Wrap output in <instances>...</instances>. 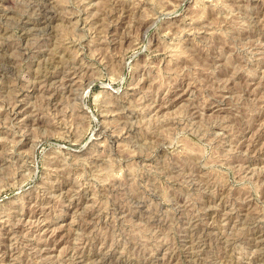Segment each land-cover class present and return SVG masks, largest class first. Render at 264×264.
<instances>
[{
	"label": "rangeland",
	"instance_id": "obj_1",
	"mask_svg": "<svg viewBox=\"0 0 264 264\" xmlns=\"http://www.w3.org/2000/svg\"><path fill=\"white\" fill-rule=\"evenodd\" d=\"M0 53V264H264V0H0Z\"/></svg>",
	"mask_w": 264,
	"mask_h": 264
},
{
	"label": "bare ground",
	"instance_id": "obj_2",
	"mask_svg": "<svg viewBox=\"0 0 264 264\" xmlns=\"http://www.w3.org/2000/svg\"><path fill=\"white\" fill-rule=\"evenodd\" d=\"M32 1V0H31ZM45 6V5H44ZM117 7V6H116ZM49 8V7H48ZM40 9V8H39ZM47 9V8H46ZM6 11V10H5ZM51 11V10H50ZM109 11V10H108ZM6 13V12H5ZM52 13V12H51ZM50 13V14H51ZM53 14V13H52ZM53 17V16H52ZM51 18V17H50ZM46 19H48V17L46 18ZM112 19V18H111ZM50 20V19H49ZM48 21V20H47ZM109 22V21H108ZM108 24V23H107ZM168 24V23H167ZM103 26V25H102ZM168 26V25H167ZM260 27V26H259ZM258 35V34H257ZM108 36V35H107ZM110 38H111V36H110ZM112 39V38H111ZM113 40V39H112ZM20 41V40H19ZM53 51V50H52ZM4 53V52H3ZM1 54V53H0ZM24 59V58H23ZM80 60V59H79ZM76 63V62H75ZM2 64V63H1ZM3 65V64H2ZM6 65V64H5ZM10 65V64H9ZM2 67V66H1ZM9 68V67H8ZM11 68V67H10ZM74 68V67H73ZM181 69V68H180ZM2 70V69H1ZM8 72V71H7ZM58 72V71H57ZM220 72V71H219ZM44 73V72H43ZM6 74V73H5ZM7 75V74H6ZM5 75V76H6ZM41 78V77H40ZM43 79V78H42ZM211 79V78H210ZM48 84V83H47ZM28 86V85H27ZM48 86V85H47ZM34 87V86H33ZM217 87V86H216ZM29 89V88H28ZM16 98V97H15ZM13 105V104H12ZM12 109V108H11ZM111 109V108H110ZM105 110V109H104ZM124 115V114H123ZM123 117V116H122ZM110 120V119H109ZM108 125V124H107ZM242 133V132H241ZM131 134V133H130ZM146 137V136H145ZM237 160V159H236ZM55 163V162H54ZM55 169V168H54ZM57 170V169H56ZM110 182V181H109ZM118 209V208H117ZM188 210V209H187ZM26 213V212H25ZM5 214V213H4ZM179 214H181V213H179ZM186 215V214H185ZM231 218V217H230ZM191 227V226H190ZM5 231V230H4ZM199 233H200V231H199ZM198 239V238H197ZM3 241V240H2ZM199 242V241H198ZM206 246V245H205ZM79 255V254H78ZM105 256V255H104ZM257 262V261H256Z\"/></svg>",
	"mask_w": 264,
	"mask_h": 264
}]
</instances>
